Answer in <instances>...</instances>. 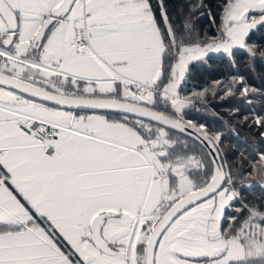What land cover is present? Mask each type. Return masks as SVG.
<instances>
[{"label": "crops", "instance_id": "1", "mask_svg": "<svg viewBox=\"0 0 264 264\" xmlns=\"http://www.w3.org/2000/svg\"><path fill=\"white\" fill-rule=\"evenodd\" d=\"M5 1L17 13L20 30L24 29L21 16L31 18L27 29L31 34L59 3V0H48L47 11L33 12L20 8L19 0ZM24 2L28 5L30 0ZM145 8H139L132 0H83L84 14L80 21L86 38L84 52L79 54L68 47L78 17L66 16L67 9L49 24L38 52L30 58L37 59L42 52L47 60L66 63V50L78 53L68 72L44 74L46 79L57 78L49 84L67 86L77 94L113 96L130 81L151 88L159 78L162 47L161 43L157 44L159 38L151 15L147 20L142 19L144 13L150 14ZM25 40L18 39L16 44H26ZM25 48L27 54L31 46ZM16 96L23 98L22 102L30 99ZM4 108L0 110V264L62 262L55 245L66 253L68 247L63 233L75 227L79 228V234L71 231L70 234H75L73 238L79 240L84 229L90 238L89 223L98 214L101 215L99 232L108 252L93 247L99 252L98 260L108 264L102 259L106 257L103 253H114V247L122 245L119 240L122 228L133 211L147 204L149 188L155 182L150 181L154 176L148 174L143 164V152L127 144V138L116 144L103 133L98 136L92 130L95 117L91 113L81 115L55 108L51 112L62 113V122L54 139V152L47 155L36 140L13 125V119H19L18 116ZM98 114L106 121L115 122ZM82 145L84 152L80 150ZM153 210L143 215L155 214ZM143 215L137 218L143 219ZM75 252L76 257L86 256L80 248ZM160 257H166V253H160ZM159 262L162 263L160 259Z\"/></svg>", "mask_w": 264, "mask_h": 264}, {"label": "trees", "instance_id": "2", "mask_svg": "<svg viewBox=\"0 0 264 264\" xmlns=\"http://www.w3.org/2000/svg\"><path fill=\"white\" fill-rule=\"evenodd\" d=\"M144 1L158 31L162 47L160 74L157 82L149 88L150 93L148 99L146 98L148 103L132 101L127 94L117 97L83 95L69 91L67 86L61 87L60 90L47 86L49 81L56 80V77H39L35 84L27 79V73L32 69H21V75L24 76L16 77L64 94L106 96L141 104L187 123L207 135L218 153L224 171L221 186L231 189L234 193L229 206L221 215L220 234L237 236L243 242V238L246 240L245 237H252L242 235L241 228L244 229V223L253 222L252 216L264 213V19L247 32L241 47H232L226 54L207 55L187 62L176 92L184 97L188 104L176 114L167 98L161 96L160 88L170 73V66L179 46L221 40L224 37L223 13L231 0ZM256 14L262 15L264 11ZM3 36H0V47ZM9 48L10 45L7 50ZM38 50L39 40L28 52L31 55L36 54ZM1 58L3 60L6 57L0 54ZM34 70L39 71L37 68ZM97 113L104 114L111 121L128 125L142 138H146L147 132L153 133L152 137L148 138L159 142L158 145L163 150L159 155L160 161L167 165L184 159L189 162L190 157L194 158L196 164L187 166L186 169L192 189L200 187L209 179L212 173L209 158L204 149L189 137L132 116L102 111ZM167 173L168 180L175 183V174L169 170ZM177 197L179 196L165 201L163 206L153 210L155 215H149L145 220L146 224L150 227ZM254 223L264 225V219L260 218ZM227 264H264V253L229 260Z\"/></svg>", "mask_w": 264, "mask_h": 264}, {"label": "rangeland", "instance_id": "3", "mask_svg": "<svg viewBox=\"0 0 264 264\" xmlns=\"http://www.w3.org/2000/svg\"><path fill=\"white\" fill-rule=\"evenodd\" d=\"M19 1L21 2L20 8L26 7L33 12L47 11L45 9H47L48 0H30L28 5L23 4L24 0ZM132 1L138 5L139 8L146 7L144 0ZM78 2V8H76ZM5 3L9 7L6 1ZM82 6L83 0H73L71 6H69L70 8L65 13L66 16L72 14V17L76 19L78 17V21L74 23V26L81 29H83V22L82 20L80 21V18H82L84 14L82 13ZM109 7L112 8V6ZM262 11H264V0H231L223 13L222 22L224 37L221 40L206 44L194 43L179 46L177 55L170 66V73L165 81L162 82L163 84L161 86L163 87L160 91V94L162 93L161 96L167 98L174 113L177 114L179 111L181 112L182 108L188 104V101L176 92L178 84L182 81L181 79L183 78L187 62L203 58L207 55L226 54L232 47H241L243 38L247 32L264 19V14H256ZM13 13L16 14L15 16L17 18V13L14 11ZM150 15L151 14L148 15L144 13L142 19L147 20ZM30 20L31 18L28 16H21L24 29L20 30L19 25L17 26L16 33H18V35L14 38L9 50L0 47V54L6 57L3 60L2 58L0 59V69L9 71L15 76H24L21 75L20 69L26 70L30 68L32 70L28 71L27 79L33 81L35 84L41 76L46 79L44 74H63L64 72H68L70 64L76 60L75 56L84 51L80 50L78 53H72L71 50H66L64 52V55H66V63L58 61L57 59L52 61L49 59L47 60L42 52L39 58H30L31 55L28 54V52L27 54L25 53V47L26 45H30L33 36L42 23L40 22L35 32L31 34V30H27L31 24ZM0 21V33H6L5 24L1 18ZM153 28L157 38H159L158 31L154 25ZM23 38L26 39L24 42L26 44L21 45L20 42L16 44L18 39ZM40 42H42L41 38L39 39V44ZM157 44H160L159 39H157ZM68 47L77 51L69 44ZM23 53L25 54L22 56L21 54ZM35 67L39 69L38 72L34 70L36 69ZM33 70L36 74L32 72ZM131 82L134 81H130L129 83ZM47 86H50V88H61L51 84ZM4 94H12L15 96H4ZM126 94L124 87L119 92H115L113 96H122ZM0 95H3V97H0V110L6 107L4 109L13 112L20 120L27 115L33 119L51 123L58 128L60 127L59 124L62 122V113H52L51 110L56 108L62 111H68L29 98H26L29 99L26 102H22L23 100L21 99L23 98L16 96L18 95L16 92L3 87H0ZM127 95L130 96L128 97L130 100L135 102H149L146 99H140L129 94ZM12 100H20V102H12ZM69 112L70 111H68V113ZM89 113H91L92 118L95 117V120L91 124L94 125L92 130H94L98 136L103 133L104 136L112 139L116 144L120 143L119 141L123 138H127V144L131 145L137 152H143L142 156L143 159H145L143 164L145 168L147 167L146 169L149 170L148 174L152 173V176H154V178L150 180L151 182L155 180V182L151 183L149 188L147 204H144L142 209L133 211L132 215L127 219L128 223L122 228V233L119 238L122 245L115 246L113 249L114 253H103L106 254V257L102 258L108 264H143L144 240L147 233L146 231L151 227L146 224L145 220L147 215H143V213L149 212L152 208L156 209L165 201L191 190L192 185L186 169L188 168L187 166L190 167L191 165L193 166L194 163L196 164V160L190 157L189 162L186 161L187 159H184L175 165H167L160 161L159 155L163 153V150L159 147V142H156L155 139L148 138L152 137L153 133L147 132L146 138H142L137 136L128 125L122 122L112 123L106 121L102 115L98 114L96 111ZM79 114L82 115L84 113ZM66 115L68 116L69 114ZM103 139L107 140L106 138ZM80 150L84 152V145H82ZM166 168H169V170L176 175L175 183L168 180L165 173ZM141 196L142 193L140 197ZM233 197L234 193L231 189L221 186L213 194L179 212L160 234L154 249L153 264H227L229 260L263 254L264 225L256 224L254 221L258 222L260 218L264 219V213L252 216L251 218L254 220L251 219V221L253 222L248 221L244 223V229L241 228L243 231V233L241 232L242 235L246 236L244 234H247L252 237H245L246 240L243 238V242L237 236H225L220 234L219 221L221 215L224 209L229 206V202ZM139 215H143V219H138L137 217ZM71 231H75L79 234V228H68L67 231L63 233L65 243L68 247L65 251L67 254L71 253V255L68 254L70 257L62 251L57 244L55 245L63 258V261L58 264H102L97 257L99 254L97 250L99 249L95 247L96 250L93 247L88 237L89 234L86 232L88 235H85V229L81 232V236L79 235L81 237L79 240L73 238L75 234L73 232L70 234ZM141 243H143L142 246ZM77 248L82 249L86 253V256L76 257L73 253H76L75 251ZM160 253H166V257H160ZM21 257H25V255ZM159 259L162 263L159 262Z\"/></svg>", "mask_w": 264, "mask_h": 264}, {"label": "water", "instance_id": "4", "mask_svg": "<svg viewBox=\"0 0 264 264\" xmlns=\"http://www.w3.org/2000/svg\"><path fill=\"white\" fill-rule=\"evenodd\" d=\"M73 0H60L51 10L49 16L44 18L33 36L30 46L38 41L54 18L66 12ZM0 18L5 24L6 33L1 40V47L7 49L16 37L17 18L4 0H0ZM0 87L10 89L27 98L59 107L66 110L83 112H113L148 121L163 128L180 133L197 142L206 152L212 165V173L209 179L200 187L191 189L180 194L166 209L156 218L146 233L143 248V264H153V255L156 242L167 224L183 209L213 194L220 188L224 180V171L219 160L218 153L207 135L196 128L174 117L147 106L136 104L131 101L121 100L106 96H83L64 94L52 91L32 83H29L15 75L0 70ZM101 215L92 217L89 223L90 240L94 247L102 252L105 243L100 235Z\"/></svg>", "mask_w": 264, "mask_h": 264}, {"label": "built area", "instance_id": "5", "mask_svg": "<svg viewBox=\"0 0 264 264\" xmlns=\"http://www.w3.org/2000/svg\"><path fill=\"white\" fill-rule=\"evenodd\" d=\"M85 41L83 29L74 28L69 44L79 51L83 50ZM148 91L149 87L139 82H131L125 86V92L129 95L146 97ZM13 125L36 140L43 153L50 155L54 152L53 143L57 134V128L53 124L26 116L22 120L14 118Z\"/></svg>", "mask_w": 264, "mask_h": 264}, {"label": "bare ground", "instance_id": "6", "mask_svg": "<svg viewBox=\"0 0 264 264\" xmlns=\"http://www.w3.org/2000/svg\"><path fill=\"white\" fill-rule=\"evenodd\" d=\"M148 93H149V91H148ZM133 96H135V97H137V98H140V99H146L147 98V96L146 97H143V96H140V95H133ZM95 112V111H94ZM97 112V111H96Z\"/></svg>", "mask_w": 264, "mask_h": 264}]
</instances>
